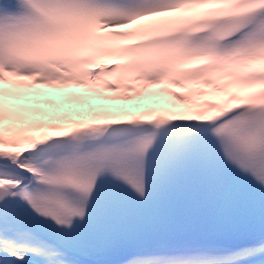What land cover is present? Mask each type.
<instances>
[{"label": "snow or ice", "instance_id": "6c2138e0", "mask_svg": "<svg viewBox=\"0 0 264 264\" xmlns=\"http://www.w3.org/2000/svg\"><path fill=\"white\" fill-rule=\"evenodd\" d=\"M0 264H264V0H0Z\"/></svg>", "mask_w": 264, "mask_h": 264}, {"label": "rangeland", "instance_id": "374dc122", "mask_svg": "<svg viewBox=\"0 0 264 264\" xmlns=\"http://www.w3.org/2000/svg\"><path fill=\"white\" fill-rule=\"evenodd\" d=\"M142 96V98H139V96ZM83 97V95H81ZM48 97L50 98H57L58 100L60 99V108L63 109H68L71 112H73L74 114L76 112H84L86 110V106H87V101L83 102V99H80L76 104H74L73 106L66 103L64 101V99L61 100L62 97V90H54V89H48L45 95L39 96V97H35L34 99L38 100L40 103L37 105L38 107L47 110L49 108V103H48ZM47 98V99H46ZM139 98V100H136L135 103H133L130 107L134 108L132 109L133 111H136V109L143 107V111L146 110L147 104H148V100L146 99L147 97L144 95L143 93L139 95H137V99ZM91 100H93L92 98H89V102L91 103ZM164 100H168V97L166 95H163L161 98V101ZM134 102V101H133ZM131 104V102H130ZM129 108H127L125 111L128 112ZM77 116V115H76ZM79 117V116H77Z\"/></svg>", "mask_w": 264, "mask_h": 264}, {"label": "bare ground", "instance_id": "6f19581e", "mask_svg": "<svg viewBox=\"0 0 264 264\" xmlns=\"http://www.w3.org/2000/svg\"><path fill=\"white\" fill-rule=\"evenodd\" d=\"M153 88H154L153 85H149V86H147V88L143 89V91L145 90L147 95H149L150 90H151V95L152 96L161 95V93L157 94V93L153 92ZM47 89H49V88L40 86V90L42 92H44V93H46ZM91 103L95 104V110L97 112H108V113H111V114H117V110H120V109L126 110L127 108H130V106H128L127 102L122 101V100L119 101L117 99H113L112 101H105V102L98 101V100H91ZM142 108L136 109V112L138 114L142 113V111H143Z\"/></svg>", "mask_w": 264, "mask_h": 264}]
</instances>
